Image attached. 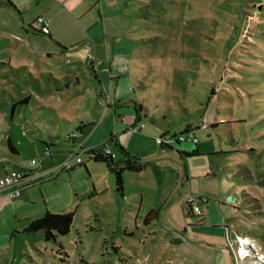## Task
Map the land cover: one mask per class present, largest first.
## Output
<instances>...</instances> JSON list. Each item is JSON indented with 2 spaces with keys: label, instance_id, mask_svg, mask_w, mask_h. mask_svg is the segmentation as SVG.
<instances>
[{
  "label": "rangeland",
  "instance_id": "obj_1",
  "mask_svg": "<svg viewBox=\"0 0 264 264\" xmlns=\"http://www.w3.org/2000/svg\"><path fill=\"white\" fill-rule=\"evenodd\" d=\"M37 1L10 0L22 4L15 14L0 10V163L13 162L7 138L20 151L18 161L43 162L40 140L24 132V124H35L40 134L56 128L63 139L54 155L64 156L69 133L63 121L86 111L85 118L101 124L97 113L105 107L98 94L112 63H125L132 90L126 101L147 110L141 137L149 153L141 173L124 175L122 196L102 165L78 153L87 173L79 165L71 174L76 194L64 175L41 192L35 186L34 201L17 216L10 209L0 213V264H211L214 254L212 264H264V0H74L72 11L67 0ZM48 9L51 25L61 30L71 23L83 31L74 34L71 48H45L46 57L8 44L9 34ZM115 41L129 51L113 58ZM75 77L80 83L65 91L69 98L61 105L51 90ZM19 88L35 99L27 109L17 106L10 121L11 106L25 97L14 96ZM154 131L187 141L179 149L170 141V150L160 151ZM191 134L199 148L216 152L194 153ZM185 200L209 207L212 224L195 227L184 218ZM45 210L73 213L69 234L55 243L23 234L24 214L33 220ZM150 210L156 219L145 223ZM235 234L249 241L243 260L236 259Z\"/></svg>",
  "mask_w": 264,
  "mask_h": 264
},
{
  "label": "crops",
  "instance_id": "obj_2",
  "mask_svg": "<svg viewBox=\"0 0 264 264\" xmlns=\"http://www.w3.org/2000/svg\"><path fill=\"white\" fill-rule=\"evenodd\" d=\"M10 1V0H9ZM8 0H0V10L1 8H9L11 10V14L19 13L20 7L22 4L16 3V4H11L9 3ZM43 0H38L37 2L40 3ZM58 6L61 5L57 2ZM76 8V4L74 0H67V10L72 11L73 9ZM51 14V9H48L45 11L43 14L38 15V17H43L46 18L49 22V35L48 36H41L37 31L36 27L34 26L35 20L28 26L27 28H21L20 31L18 27L15 28V33L9 34V40L8 44L14 45L15 41L17 42L18 45L23 44L25 50L27 52L31 51H37L38 54H45L46 57L49 56L46 52H43V49L48 48V49H53L56 48L58 50H62V48H65V46H71L74 43V35L76 32L80 34L81 31L80 29H76L77 27L73 26L71 23L68 25L66 23L63 25L61 30L56 27L55 25H51L50 23V15ZM73 21V20H72ZM64 24V22H62ZM69 27H68V26ZM72 25V26H71ZM75 25V24H74ZM73 28L75 29V32L73 31ZM7 29V28H5ZM102 32H104V28L102 29ZM129 51L128 44L123 42V43H117L116 41L113 43V55L112 57L115 58V54H120L122 53H127ZM113 65V70L111 71L110 69L108 70V77L109 81L107 83L106 88H102L103 90L99 91L98 98H99V103L104 104L105 109H101L100 113H97V119L98 122H101V124H94L92 123L89 119L85 118L86 116V111L82 112L84 114V117L79 118L78 120L75 119L74 122H67L63 121V127L66 128L68 131V135L66 136V140L69 144L68 149H67V154L64 156L63 153H57V155H54L55 148L57 146V142L61 139H63V136L61 134H57L56 128H49L46 132L40 134L38 131L36 132L32 128H34L35 124L33 125H28L26 124L23 125L22 130L25 131H30L33 133L35 138H38L40 140V143L42 145V157H43V162L40 163V167L38 169H32L34 167H30L29 161L34 160V159H29L27 160H19L20 157V151L16 148L14 143H12L10 138H7L10 143L14 146V148L17 151V156L12 157L13 162H6V161H1L0 163V176L6 174L9 172L11 169H27L31 171L29 182H30V187L26 188L22 194L15 198V199H9L8 194L12 191V189H2L0 190V213L3 212L4 210L10 209L12 210L15 215L17 216V212L19 210H22L25 208L29 202L34 201V195L35 189H33L35 186H37V191L41 192L42 190V185L45 183L53 182L56 179H59L60 176H67V180L69 181L70 188L73 190V193H77L78 187L74 185L72 182V178H74L71 174L74 172L75 167L74 166L71 170L69 171H61V167L65 162H70L73 160L74 155L76 154H82L88 156L89 161L93 164H100V163H94L90 158L88 154H86L87 151L97 148L102 144H105L106 149L114 155V161H121L124 158L122 155H120L118 146L122 147L126 153L129 155V157H132L134 159H137L139 161H143L146 159L148 155V151L146 146L144 145L143 138L141 137V129L133 133L131 131L132 127H138L140 125H143L144 129L145 125L143 124V120L147 118L148 113L147 110H142V108L137 105L134 102L126 101V95L129 93H132L130 84L127 82L126 79V67L125 63H112ZM88 70L89 73L93 75L94 79H97L95 76L94 72V63H89L88 65ZM73 78H67L63 83H60V85L51 90V93L54 94L52 95L56 100H58L61 105L64 103L65 100L69 98V93H66L65 91H59L60 87L62 85L66 84L67 82L71 81ZM98 82V80H97ZM115 83V88L111 85V83ZM80 83V82H79ZM79 85V84H78ZM99 85L101 83L99 82ZM76 87V86H75ZM103 87V86H102ZM73 89V88H72ZM11 94V93H10ZM18 94H24L25 98H29V101L24 104V105H12L11 106V112H10V121H12L14 118V111L17 106H23V108L27 109L30 101L32 99H35L32 94L29 92L25 93L23 88H19L18 92L14 93V96H17ZM51 96V95H50ZM44 97V96H43ZM43 97H39V100H44ZM113 97V98H112ZM47 98V97H45ZM104 99L106 100L104 102ZM36 104L38 106L44 107V103L36 101ZM43 104V106H42ZM50 105H46V108H49ZM13 109V110H12ZM51 111V110H50ZM54 115V114H53ZM55 116V115H54ZM53 116V117H54ZM57 119V118H55ZM154 118H152L151 122L156 124L155 121H153ZM58 121V120H57ZM104 124L103 127L100 128V126ZM107 124V126H105ZM80 125L85 126V128L82 129L80 133L77 132L76 128ZM36 129V128H35ZM158 131V130H157ZM157 131H154V135L152 137H158L159 133ZM27 132V133H30ZM77 133V137L75 139H69L68 136L73 133ZM37 133V134H36ZM118 133V134H116ZM157 135V136H156ZM163 137V136H161ZM6 139V140H7ZM27 142H29V139H27ZM199 143V142H198ZM197 143V149L198 153H211L214 154L216 150L211 146L208 148V150H203L199 148ZM180 145L178 146L179 149ZM160 151L163 149L160 148ZM49 151L48 155H45V152ZM56 153V152H55ZM57 156V157H56ZM56 158L53 160V158ZM81 159V164L83 165L82 158ZM143 163V162H142ZM6 164V165H4ZM105 168V171L109 174V172L106 170V167L104 164H100ZM218 165H220L219 170H222L220 162H218ZM7 166V167H5ZM86 167V165H85ZM84 168V167H83ZM84 170L87 173V167ZM59 172V173H58ZM64 173L61 175L60 173ZM142 172V171H141ZM139 172V173H141ZM139 173H132V172H124L122 175V180L124 179L125 174H134L138 175ZM55 175L54 178H52ZM112 176L111 174H109ZM65 176V177H66ZM86 178H89L88 174ZM79 182V186L82 188L84 186L83 181L77 179ZM41 181V182H40ZM188 179L187 177L184 179V182L187 183ZM77 182V181H76ZM76 189H75V188ZM123 187V184H122ZM83 190H86L85 187H83ZM186 201V200H185ZM185 204V203H184ZM184 207V206H183ZM47 210H45L46 212ZM209 207H203V215L201 218H195L191 216L187 220H191L194 223L195 227H200L205 224H212L211 218L209 217ZM44 212V213H45ZM43 213V214H44ZM42 212L37 211L36 212V217L41 215ZM26 217L25 219V227L27 224L31 221L29 216L27 214H24ZM43 216V215H42ZM34 220V219H33ZM212 229H220L221 226H211ZM226 230L227 228L224 227ZM238 236L237 234L234 235ZM241 237V236H240ZM243 238V237H242ZM244 239V238H243ZM246 239V238H245ZM247 240V239H246ZM248 241V240H247ZM226 242L228 248L232 246L230 239L226 235ZM249 243V241H248ZM231 245V246H230ZM248 246V245H247ZM247 246H245V249H247ZM236 250V249H235ZM215 259V254L213 255V259L211 264L214 262Z\"/></svg>",
  "mask_w": 264,
  "mask_h": 264
},
{
  "label": "trees",
  "instance_id": "obj_3",
  "mask_svg": "<svg viewBox=\"0 0 264 264\" xmlns=\"http://www.w3.org/2000/svg\"><path fill=\"white\" fill-rule=\"evenodd\" d=\"M65 50V48H62ZM29 101V98H25L21 100L17 105H24ZM13 110V109H12ZM85 126L80 125L76 128L77 132L80 133ZM189 126H185V130H188ZM185 139L182 143L186 142ZM188 141H191L189 138ZM182 143H176V147H178ZM160 148H167L163 144L158 145ZM106 149L105 144L100 145L97 148L91 149L86 152L91 158L94 163L104 164L106 170L109 174L112 175L115 181V191L120 196H122V175L124 172H132V173H139L144 168L145 165L141 161L129 157L126 151L118 146V150L120 155L124 158L121 161H114L110 156L104 155V150ZM6 150L7 154L10 157L17 156V151L14 146L10 143V141L6 140ZM170 150V149H169ZM49 152V151H48ZM194 153H197V150H194ZM82 165V164H81ZM79 166V165H78ZM83 167L86 169L85 165ZM186 205L184 204V218L189 219L191 215L189 214L188 210L185 208ZM156 212L154 210H150L144 218L145 223H150L151 221L155 220L154 217ZM73 219V213H66V214H54L49 211H46L43 216L40 218L31 220L27 226L23 229L24 235H36L41 234L43 236V240L45 243H55V240L60 237H64L69 234L71 224Z\"/></svg>",
  "mask_w": 264,
  "mask_h": 264
},
{
  "label": "built area",
  "instance_id": "obj_4",
  "mask_svg": "<svg viewBox=\"0 0 264 264\" xmlns=\"http://www.w3.org/2000/svg\"><path fill=\"white\" fill-rule=\"evenodd\" d=\"M35 27H36V31L42 35V36H48L49 35V22L46 18L44 17H38L35 20L34 23ZM143 128V125H140L138 127H132L131 131L133 133L138 132L140 129ZM77 137V133L73 132L71 133L68 138L69 139H75ZM178 142L175 139H169L166 140L164 137H160L157 139V144L158 145H165V146H169L170 145V141L173 142V145L175 144L176 147V143H182L185 139H183L182 137L177 138ZM187 139V138H186ZM189 139V138H188ZM190 139L192 141V144L196 145L197 143V139L196 137H194V134L190 135ZM49 152L46 151L45 155H48ZM104 155L106 156H110L112 159H114V155L111 154L107 149L104 150ZM81 159L78 156V154L74 155L73 160L70 162H65L62 167H61V171H69L71 170L74 166H78L81 165ZM29 165L30 167H34V169H38L40 167V163L35 161V160H31L29 161ZM30 174L31 171L30 170H25V169H11L9 172H7L6 174L0 176V190L2 189H12V191L8 194V198L9 199H15L17 197H19L22 192L30 187V182H29V178H30ZM200 202H202L204 205H206L207 200L202 199L200 200ZM185 205H186V209L188 210L189 214L195 218H201L203 215V206L199 204V202H193V201H185ZM242 237H238L235 236L234 238V245L236 248V259L237 260H243L246 257L249 256V252L247 251V249L243 248L241 243L244 242L242 241ZM231 246V245H230ZM244 252H246L244 254Z\"/></svg>",
  "mask_w": 264,
  "mask_h": 264
},
{
  "label": "water",
  "instance_id": "obj_5",
  "mask_svg": "<svg viewBox=\"0 0 264 264\" xmlns=\"http://www.w3.org/2000/svg\"><path fill=\"white\" fill-rule=\"evenodd\" d=\"M79 84V80L78 78H73L71 81L67 82L65 85H63L59 91H65V90H69L74 88L75 86H77ZM231 199L229 198L228 201H230Z\"/></svg>",
  "mask_w": 264,
  "mask_h": 264
},
{
  "label": "bare ground",
  "instance_id": "obj_6",
  "mask_svg": "<svg viewBox=\"0 0 264 264\" xmlns=\"http://www.w3.org/2000/svg\"><path fill=\"white\" fill-rule=\"evenodd\" d=\"M244 240H245V241H244ZM242 241H244V242H242L241 245H242L243 248H245V246L248 245V241H247L246 239H242ZM245 253H246V252H244V254H245Z\"/></svg>",
  "mask_w": 264,
  "mask_h": 264
}]
</instances>
